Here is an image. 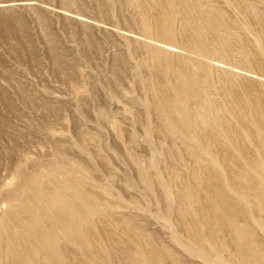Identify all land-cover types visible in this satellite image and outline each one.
Returning a JSON list of instances; mask_svg holds the SVG:
<instances>
[{
  "label": "rangeland",
  "instance_id": "1",
  "mask_svg": "<svg viewBox=\"0 0 264 264\" xmlns=\"http://www.w3.org/2000/svg\"><path fill=\"white\" fill-rule=\"evenodd\" d=\"M0 264H264V0H0Z\"/></svg>",
  "mask_w": 264,
  "mask_h": 264
},
{
  "label": "bare ground",
  "instance_id": "2",
  "mask_svg": "<svg viewBox=\"0 0 264 264\" xmlns=\"http://www.w3.org/2000/svg\"><path fill=\"white\" fill-rule=\"evenodd\" d=\"M4 207V206H3Z\"/></svg>",
  "mask_w": 264,
  "mask_h": 264
}]
</instances>
